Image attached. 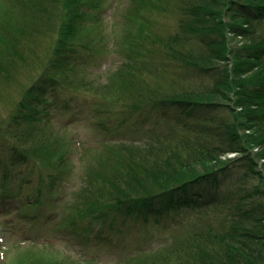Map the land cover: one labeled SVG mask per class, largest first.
<instances>
[{"label": "trees", "instance_id": "16d2710c", "mask_svg": "<svg viewBox=\"0 0 264 264\" xmlns=\"http://www.w3.org/2000/svg\"><path fill=\"white\" fill-rule=\"evenodd\" d=\"M110 5L0 0V212L30 226L60 215L59 179L77 167L71 103L90 93L96 113L120 122L82 153L60 230L192 213L182 233L127 264H264V0H130L108 27ZM111 53L120 64L92 78ZM250 179L259 184L247 190ZM30 240L9 264H76Z\"/></svg>", "mask_w": 264, "mask_h": 264}, {"label": "rangeland", "instance_id": "374dc122", "mask_svg": "<svg viewBox=\"0 0 264 264\" xmlns=\"http://www.w3.org/2000/svg\"><path fill=\"white\" fill-rule=\"evenodd\" d=\"M110 3L109 10L105 14V23L108 24V27L112 21L123 22L122 16L130 6V0H110ZM166 22L171 23V20L169 19ZM120 62L121 60L117 54H109L94 69L93 74H91L92 78L97 79L101 76L106 78L107 71L116 69ZM78 99L80 101L79 105L75 103H71V105L73 108L78 109L79 114L76 116V120L71 125H68L70 133L73 135L70 137L72 139L74 137L71 150L74 157L73 164H76L77 167L73 178L63 175L59 179L65 185V189L61 190L65 194L61 198L62 203L55 207L54 210L60 211V215L55 216L56 218L50 221L46 220L45 224L40 226L35 224L30 226L27 220L15 215L14 212H0V236L2 237L0 250L2 251L1 257L3 259L0 264H9L13 255L19 249L31 247L29 240L34 239L33 241H35L36 238H38L36 246L43 247L46 244L49 247L51 244L54 249H57L62 255H68L67 257L75 261L76 264H127L131 256L141 251H149L163 246L164 240L168 239L172 232L182 233L190 222L195 219V214L183 212L175 214V219H160V225L154 224L153 220L145 226L130 222L124 223L118 220L115 223H95L92 226L87 222L83 229L78 231L74 229L60 230L58 222L61 221L65 213L63 209L74 199V193L80 186L77 175L82 172L83 165L89 159L88 157L81 158L82 153L85 148L92 146L104 135L110 136L113 133V128L118 126V122H120L117 114L112 116V113L108 111L101 114L96 113V109L93 106L96 100L92 98L90 93H79ZM82 105L84 106L83 108ZM2 112L5 116L8 110L4 108ZM70 115L63 113V121H68ZM98 117L103 118L108 131L96 128L98 126ZM246 171H248V168L244 165L234 169L230 175L232 180L227 182L224 188L235 187L237 184L235 180ZM257 184H259L257 179H250L248 184H246V189L249 190ZM52 209V207L48 206L44 208L46 212H50ZM54 214H56L55 211ZM7 221H10L13 225L9 231L3 233L4 225ZM169 222L181 224L173 230L168 226ZM167 241H171V237Z\"/></svg>", "mask_w": 264, "mask_h": 264}]
</instances>
